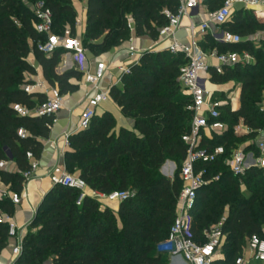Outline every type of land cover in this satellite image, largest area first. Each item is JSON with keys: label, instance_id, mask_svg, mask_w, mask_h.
Here are the masks:
<instances>
[{"label": "trees", "instance_id": "1", "mask_svg": "<svg viewBox=\"0 0 264 264\" xmlns=\"http://www.w3.org/2000/svg\"><path fill=\"white\" fill-rule=\"evenodd\" d=\"M40 1L52 13L55 33L63 35L69 28L75 36L78 15L73 0H0V163L17 166V172L0 169V180L18 195L23 192V174L31 168L27 155L41 159L44 146L40 140L49 138L56 119L54 115L21 116L15 109L34 111L47 102L45 95L25 91L34 86L31 78L37 76L29 57L34 56L47 84L62 97L77 93L79 85L71 81L83 78L77 69L56 72L65 54L63 49L52 57L39 49L46 38L35 28L38 18L33 7ZM222 2L212 1L210 9H217ZM177 9L175 0H87L83 46L94 57L121 47L132 38L130 20L138 38L147 37L156 43L159 30L168 24L164 11L176 13ZM225 29L248 37L264 32V23L251 13H237ZM262 44L261 48L251 43L226 47L211 38L201 44L206 50H246L256 60L252 66L226 68L222 75L211 72V84L235 82L241 88L240 110H220L228 131L206 141L213 148L224 146L227 156L254 137L235 136L234 128L240 123L254 131L264 130V113L260 111L264 101V41ZM185 63L182 56L168 51L144 53L139 64L121 76L122 87L110 90L123 116L133 122V129L117 132L115 118L105 113L96 116L88 130L69 140L71 152L65 155L69 174L78 173L76 176L90 189L104 195L128 193L130 188L133 195L115 212L88 197L78 206V192L54 186L44 196L24 238L22 253L12 264H44L48 260L52 264L169 263L157 253V245L166 239L174 222L182 182L180 172L170 179L161 170L167 162H174L181 171L186 158L182 138L190 131L193 112L192 98L183 94L179 82ZM215 97L226 100L224 94ZM20 131L26 137H21ZM210 168L221 175V180L199 193L196 231L199 235L227 216L225 261L221 264H234L248 239L254 235L264 239V171L251 170L242 187L224 161ZM14 213L11 200L0 197V217L12 218ZM9 240V225L0 222V257Z\"/></svg>", "mask_w": 264, "mask_h": 264}, {"label": "built area", "instance_id": "2", "mask_svg": "<svg viewBox=\"0 0 264 264\" xmlns=\"http://www.w3.org/2000/svg\"><path fill=\"white\" fill-rule=\"evenodd\" d=\"M175 1L178 4L176 13L164 11L168 24L159 30V43L156 42V47L142 53L133 48L129 50L130 56L137 55L139 60L146 52L168 51L174 56H182L186 63L180 68L179 82L184 94L192 98L190 110L193 112V120L190 131L182 138L187 152L180 171L182 189L178 197L176 216L168 236L157 245V253L167 257L168 264H221L225 261L224 247L227 235L224 233V225L227 216L217 225L198 235L194 217L198 196L205 188L220 182L221 175L214 174L210 168V165L219 161H224L231 175L242 187L244 179L251 170L264 171V130L254 131L240 123L234 128L235 136L254 135V137L232 150L229 156L224 146L213 148L207 144L206 141L214 140V135L223 136L229 129L227 124L221 121V108L229 107L233 113L241 108V96L240 107L236 108L234 100L229 95L231 90H209L211 72L214 70L222 75L226 68L236 65L252 66L255 65L256 60L246 50L221 52L218 47L206 50L201 44H207L208 38H211L217 45L226 47L246 43L259 45L255 44L257 38L254 36L241 37L225 27L232 22L237 13H251L258 21L264 23V0H223L220 7L215 10L210 9V3L214 0ZM33 12L38 18L35 28L46 38L39 49L47 57H52L59 49H63L71 56L75 69L83 73L82 80L77 84L85 90L86 107L81 112L78 130H88L97 116V110L112 100L111 89H102L108 68L105 64H97L94 70H90L89 52L84 48L82 40L73 36L69 28H66L63 35L56 34L52 13L43 1L34 5ZM131 22L130 28L133 31ZM181 32H185V40L179 38ZM263 41L264 38L261 42ZM129 73L130 69L126 68L122 75ZM41 89L47 90L44 93L47 102L34 111L15 107L21 116H56L62 110L64 101L59 91L56 88ZM34 90L33 86L25 88L29 94L34 93ZM221 94L226 95L225 101L215 97ZM260 111L264 113V101L260 105ZM19 135L26 137L24 131H20ZM27 158L31 168L23 174V191L36 180L35 174L40 167V160L35 159L31 153ZM8 164L1 162L0 169L5 170ZM172 166L173 163L167 162L161 170L162 174L170 179H174L175 173ZM48 177L53 187L63 186L78 192V206L88 197L111 209L113 204L120 205L131 197L125 192L101 194L90 189L79 176L69 174L65 169L52 170ZM0 197L9 198L14 206H18L23 196L5 190L0 191ZM0 222L8 223L9 237L15 241L12 251V263H14L22 253L24 237L12 218L2 215ZM234 264H264V239L257 235L248 239Z\"/></svg>", "mask_w": 264, "mask_h": 264}, {"label": "crops", "instance_id": "3", "mask_svg": "<svg viewBox=\"0 0 264 264\" xmlns=\"http://www.w3.org/2000/svg\"><path fill=\"white\" fill-rule=\"evenodd\" d=\"M76 8V4H74ZM86 7L87 0L84 4V11L79 16V29L82 35H84L86 30ZM133 34L129 42L123 44L119 48L113 49L108 54L94 57L89 53V68L94 70L97 64H105L108 68L106 73L105 81L102 84V89L108 90L112 87H122L121 85V76L124 69L137 65L139 62V56H130L129 50L133 48L137 52H144L154 48L156 43L152 42L149 38H138L135 34V25L132 21ZM181 40L186 39L185 32L179 34ZM166 46V45H165ZM29 63H31L36 71L37 76L33 77V80H39L38 83L42 85L44 89H50L51 87L47 84L43 77L42 68L38 65L33 55L29 57ZM68 63V62H67ZM71 63V62H70ZM70 70L69 68L64 70L62 73ZM57 69V73H58ZM58 73V74H62ZM73 84H77L75 80L71 81ZM222 90L221 86H216ZM73 94L63 97L64 106L62 110L55 116L54 126L51 130L50 136L48 139L40 140L44 146V151L40 159V167L37 170L35 177L36 180L31 182L27 188L22 192L21 204L15 206V213L12 217L13 222L17 225L20 230V234L25 238L29 232V227L34 220L36 212L41 205L44 196L53 188L50 179L49 173L55 169H65V155L68 152H71L69 140L72 136L78 134V123L80 119L81 112L86 107L85 100V90L84 88ZM47 90H34L36 94H42ZM105 113H110L116 120L117 132L122 128L132 130L133 122L123 116L121 109L118 105L111 100L103 104L97 110V117H102ZM6 170L9 172H17V166L15 163H9ZM11 192L9 186L2 184L0 180V191ZM119 205L112 208L115 212H118ZM15 247V241L10 239L7 245L6 250L3 251L0 257V264H12V251Z\"/></svg>", "mask_w": 264, "mask_h": 264}, {"label": "rangeland", "instance_id": "4", "mask_svg": "<svg viewBox=\"0 0 264 264\" xmlns=\"http://www.w3.org/2000/svg\"><path fill=\"white\" fill-rule=\"evenodd\" d=\"M85 2H86V0H84V1H82V2H78L77 0H73V6H74V4H76V8H75V10L77 11V15H78V18H77V26H76V33H75V37H78V38H80L81 40H82V34H81V32H80V29H79V16L83 13V11H84V4H85ZM131 21V20H130ZM133 32V31H132ZM254 37L255 38H257V41H256V43L255 44H259L260 46H262L263 44V42H261L262 40H263V38H264V32H262V31H259V32H257L255 35H254ZM157 43H159V40H158V42ZM261 43V44H260ZM156 45L157 44H155L154 45V47H156ZM259 45H254V47L255 46H259ZM162 46V45H161ZM260 46L259 47H255V48H260ZM68 62V63H67ZM71 62V63H70ZM75 65H73V63H72V59H71V56L69 55V54H64L63 56H62V58H61V64H60V66L58 67V73H62L64 70H66V69H75ZM37 72V71H36ZM38 75V74H37ZM31 80L34 82V88H35V90H43V89H41L42 88V85H40V83H38L39 82V80H37L36 81V79L35 80H33V77L31 78ZM77 82V81H76ZM210 85V84H209ZM209 85H208V88H209ZM213 85V84H212ZM213 86H215V85H213ZM216 87V86H215ZM222 88V90H225V91H228V90H231L230 92H229V95H230V97L234 100V103H235V107L236 108H239L240 107V96H241V88H238V87H240L238 84H236L235 82H230V83H228V84H226V85H223V86H221ZM218 88V87H217ZM79 90H80V88H79ZM218 89H213L212 91H217ZM182 92H183V94H184V91L182 90ZM262 101L264 100V95H262ZM241 136H243V135H239L238 137H241ZM170 163H173L174 164V166H172L173 167V169H174V171H175V173H174V178L177 176V174H179V172H180V166L179 165H177V164H175L174 162H170ZM172 167H170V168H172ZM71 174H73V175H78V173H71ZM243 191H245L244 189H243ZM128 193L130 194V196H132L133 195V190L130 188L129 190H128ZM116 206H118V204H113L112 206H111V209L112 208H114V207H116ZM227 212V209L225 210V213ZM44 264H52V261L51 260H48V261H46Z\"/></svg>", "mask_w": 264, "mask_h": 264}, {"label": "bare ground", "instance_id": "5", "mask_svg": "<svg viewBox=\"0 0 264 264\" xmlns=\"http://www.w3.org/2000/svg\"><path fill=\"white\" fill-rule=\"evenodd\" d=\"M185 23H187V21H185ZM213 89H219V88H217V87L213 86L212 84H210L209 85V90L212 91Z\"/></svg>", "mask_w": 264, "mask_h": 264}]
</instances>
